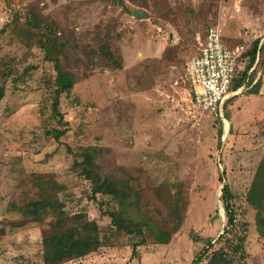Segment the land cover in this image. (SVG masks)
Returning <instances> with one entry per match:
<instances>
[{
    "label": "rangeland",
    "instance_id": "obj_1",
    "mask_svg": "<svg viewBox=\"0 0 264 264\" xmlns=\"http://www.w3.org/2000/svg\"><path fill=\"white\" fill-rule=\"evenodd\" d=\"M122 2L0 0V30L9 27L0 38V51L14 57L19 71L37 67L0 105V220L20 217L7 207L28 174L53 173L67 187L61 198L68 212L85 211L90 219L106 223L99 202L105 209L114 204L108 197L89 199L90 184L69 170L73 157L68 150L107 147L118 166L142 170L156 196L171 198L173 184L181 182L186 220L170 244L141 247L139 258H132L131 247L118 246L66 264H193L206 240L224 233L222 188L227 184L233 193H245L264 156V77L260 96L241 94L223 110L229 121L223 120L220 137L219 120L192 102L186 65L197 52L193 37L216 26L226 43L249 47L264 38V0ZM28 7L50 16L64 31L49 47L64 66L73 50L71 34L80 45L94 46L96 32L106 26L113 30V50L123 58V70L96 67L62 96L60 108L69 132L60 143L48 135L59 127L46 82L54 76L53 66L34 45L38 33L24 20L12 22L15 11ZM245 67L244 62L238 65L239 71ZM242 210L237 230L245 238L246 258L235 264H264L256 211L247 203ZM41 231L36 225L8 228L0 239V264H44Z\"/></svg>",
    "mask_w": 264,
    "mask_h": 264
},
{
    "label": "trees",
    "instance_id": "obj_2",
    "mask_svg": "<svg viewBox=\"0 0 264 264\" xmlns=\"http://www.w3.org/2000/svg\"><path fill=\"white\" fill-rule=\"evenodd\" d=\"M113 1L123 4L122 0ZM16 19L24 20L26 26L38 33L39 38L34 45L53 66L54 76L46 82L49 83L52 95V114L59 127L49 131L48 135L60 143L69 132L68 123L60 108L62 96L70 94L82 79L89 78L96 67L123 70V58L113 50V30L111 26H106L96 32L97 40L94 46L80 45L71 34L73 50L70 63L64 66L57 56H51L49 53L50 45L56 43L64 33L50 16L28 7L24 12L15 11L12 22ZM7 28L8 25L0 30V38L7 33ZM207 30L201 35L203 38ZM193 42V46L197 45L194 37ZM223 42L229 48H234L237 44L226 43L224 38ZM198 54L197 47L195 56ZM241 62L246 63L243 71L238 69ZM82 66L86 71L81 69ZM36 68L28 66L19 71L14 57L0 51V105L9 91L17 92ZM258 74L260 75L257 78ZM263 77L264 40L257 38L237 60L230 90L237 92L242 89V92L231 96L225 102L224 109L234 105L241 94L260 96ZM218 120L221 137L223 120ZM224 120L229 121L225 116ZM68 151L73 157L69 169L71 174L90 184L89 199L99 202L98 196L108 197L114 204V208L105 209L104 204L99 202L100 213L106 223L100 224L97 219H90L85 211L68 212L65 201L61 198L67 187L55 174L31 173L19 184L17 193L7 207L9 211L19 213L20 217L16 220H0V239L6 235L8 228L10 231H16L29 225L41 227V255L44 264L79 261L103 248L118 246L131 247L132 258H139L138 250L141 247L170 244L186 220L187 200L181 182L174 183L172 197L164 199L153 193L142 170L118 166L112 149L86 146ZM223 180V176H220V181ZM220 199L227 219L224 233L216 240H206L205 247L198 253L193 264H235L238 260H245V238L237 230L240 227L238 217L244 213L243 203H247L256 211L257 231L264 239V156L259 161L250 187L245 193H233L229 185L225 184ZM217 245L221 247L216 249Z\"/></svg>",
    "mask_w": 264,
    "mask_h": 264
},
{
    "label": "built area",
    "instance_id": "obj_3",
    "mask_svg": "<svg viewBox=\"0 0 264 264\" xmlns=\"http://www.w3.org/2000/svg\"><path fill=\"white\" fill-rule=\"evenodd\" d=\"M199 54L186 65L194 107L209 116L224 120V104L235 94L230 86L236 73L237 60L247 47H227L221 30L211 26L205 38L197 33Z\"/></svg>",
    "mask_w": 264,
    "mask_h": 264
},
{
    "label": "crops",
    "instance_id": "obj_4",
    "mask_svg": "<svg viewBox=\"0 0 264 264\" xmlns=\"http://www.w3.org/2000/svg\"><path fill=\"white\" fill-rule=\"evenodd\" d=\"M264 40V38H262V41ZM253 69V68H252ZM257 81V79H255L254 80V83ZM263 89H264V85H263ZM263 91V90H262ZM242 92V89H240V90H238L237 92H235V94L234 95H237V94H239V93H241ZM262 93V92H261Z\"/></svg>",
    "mask_w": 264,
    "mask_h": 264
}]
</instances>
